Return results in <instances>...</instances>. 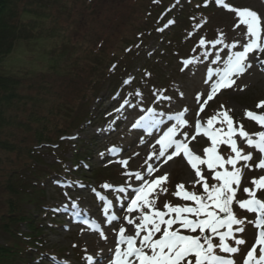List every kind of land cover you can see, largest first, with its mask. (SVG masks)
I'll list each match as a JSON object with an SVG mask.
<instances>
[{
	"label": "rangeland",
	"instance_id": "rangeland-1",
	"mask_svg": "<svg viewBox=\"0 0 264 264\" xmlns=\"http://www.w3.org/2000/svg\"><path fill=\"white\" fill-rule=\"evenodd\" d=\"M128 1L103 0L101 4L98 3L94 18L83 12L75 35L81 37L90 23L99 33L109 32L114 35L120 34L119 36L125 33L134 34L136 30L131 22L137 23V20L130 10L134 1L139 5L141 2L130 0L128 3ZM177 1L179 5L184 6L188 0ZM199 2L198 4L203 5L210 4L211 7L206 9L205 14L190 12L185 17L191 18L189 22L182 21L183 25L181 30H178V35L188 34L189 39L186 43H182L184 40L176 41L173 45L171 43L169 49H165L159 40L153 39V34H150L148 41L134 47L133 55H130L129 60L124 63L132 64L125 78V81L130 83L124 81L123 87L114 93L108 89L101 101L95 99L90 104L74 107L77 116L85 114L86 111H96L93 113L96 114L94 120L88 124H81L71 132L70 136L72 144L89 138L92 146L89 149L87 165L76 169L75 173H70L68 177L57 173L50 177L45 201L47 209L53 211L55 221L51 228L45 231L43 238L47 244L46 251L49 252L48 255H44L43 264H110L112 251L116 246L114 238L116 228L123 226L126 229L125 234L134 236L135 226L139 222L140 210L132 213L127 211V205L135 196L134 189L142 182L136 180L137 172L149 181L167 174L166 179L149 195L162 211H167L164 208L166 203L181 207L195 205L194 201L184 200L182 195H174L177 191L195 192L203 196L206 195L203 189L205 181L209 186L220 183L214 178L215 173L225 169L219 166L209 169L206 164H198L201 175L205 178L201 180L196 176L195 169L183 159L181 153L171 160L153 155L159 149L156 141L168 127L176 123L177 113L184 112L183 119L187 121L177 133V138L185 139L189 149L201 158H206L205 149L212 147V141L210 137L194 134L192 125L196 119L207 125V121L216 116L212 128L214 131L219 130L217 132L219 138H223L227 132V124L222 122L223 116L220 115L223 112H227L233 118L234 128L239 129L242 126L250 135L264 131V125H260L246 115L247 111H253L258 115L264 114V105L257 107L261 101H264V52L254 50L248 54L246 61L251 64L249 68H257L258 80L244 84L248 72L246 68L243 76L232 77L230 86L221 87L217 92L212 93L211 84L216 77L209 79L210 70L214 73L216 69L223 68L228 56L235 51L243 50V46L249 43L252 37L247 34L246 26L239 23V17L235 12L218 5L216 0H199ZM225 3L234 8L254 10L264 21V0H225ZM23 16L26 18L28 15L23 14ZM263 36L264 24L258 41L261 44H264ZM202 39L205 41L203 45L200 43ZM216 41L219 42L214 43ZM234 43L235 47H232ZM55 46H57L56 41L45 36L17 40L10 53L0 59V73L15 77H22L24 74L35 77L43 73L51 74L48 80L52 83V91L63 96L68 104H73L70 91L73 84L65 74L57 73L60 61L55 63L51 57ZM141 58H146L145 69L140 68L143 63ZM185 60L192 62L185 65ZM210 94L212 98L208 99ZM148 109H153L159 114L158 118L162 122L151 132L143 128H133L135 121L145 115ZM169 116L173 117V120ZM183 133H187L186 138ZM233 138L236 139L237 146L242 149L243 154L251 153L253 157L247 162V167L243 161L237 163V167L243 169V174L232 204L234 214L245 221L242 225L244 231L234 235L238 239H243L245 243L236 245L233 239H229L227 242L230 246L239 248L237 253H223L219 247L215 252L217 255L233 259L235 264H241L253 246L256 248L257 258L260 255V248L264 247L256 244L254 212L240 208L237 203L240 200L250 199L251 197L243 189H255L252 180L264 176V168L256 167L259 161L264 159V154L254 146H249L246 140L239 137L238 132ZM252 138L257 137L253 135ZM112 147H116L117 151L110 152L109 149ZM216 149L225 161L235 156L229 144L218 142ZM70 158L69 147L54 148L43 155L46 163L59 165L64 161L63 165L66 167L70 166ZM149 165L155 169L151 176L147 173ZM231 167L225 163L226 169L231 170ZM0 179H3L1 173ZM198 180L200 183H196ZM106 184L111 187L105 188ZM178 185H183V188L178 189ZM121 187L126 191L120 192L118 189ZM101 196L105 199H100ZM256 197L264 201V189L256 190ZM105 200H112L116 209L122 208V210L107 212L104 209ZM28 207L30 208V205ZM144 211L150 210L144 209ZM43 213L44 211H40V217H43ZM111 213L118 215L117 223L108 221ZM76 216L93 217L101 224L99 229L103 231V236L100 231L86 228L82 222L76 223L74 220ZM126 216L133 220V224H128ZM181 231L183 234L199 235V231L196 233L183 229ZM206 234L209 233L206 231ZM142 235L143 233L141 237L136 238L138 244ZM159 236L158 233L154 238ZM108 240L109 243H106ZM212 242L219 245L218 237H212ZM88 256L94 259L89 261ZM189 259L194 261V257Z\"/></svg>",
	"mask_w": 264,
	"mask_h": 264
},
{
	"label": "trees",
	"instance_id": "trees-1",
	"mask_svg": "<svg viewBox=\"0 0 264 264\" xmlns=\"http://www.w3.org/2000/svg\"><path fill=\"white\" fill-rule=\"evenodd\" d=\"M102 1L0 0V59L17 40L53 38L57 46L52 60L60 61L57 73L65 74L73 84L74 100L68 104L52 91L51 74L15 77L0 73V264H43L49 253L43 238L55 221L45 201L50 177L56 173L68 177L87 165L92 146L89 138L72 144L70 136L81 124L94 120L96 111L77 116L74 107L101 101L108 89L113 93L121 89L132 66L124 63L150 34L165 49L176 41L186 43L189 35H178L182 21L189 22L191 18L185 17L190 12L205 14L211 7L198 4L199 0H188L184 6L177 0H139L140 5L134 1L130 10L137 20L131 22L134 34L99 33L90 23L77 37L83 12L94 18ZM141 59L140 68L145 69L146 58ZM60 147H69V167L64 161L53 165L43 160L45 152Z\"/></svg>",
	"mask_w": 264,
	"mask_h": 264
},
{
	"label": "snow or ice",
	"instance_id": "snow-or-ice-1",
	"mask_svg": "<svg viewBox=\"0 0 264 264\" xmlns=\"http://www.w3.org/2000/svg\"><path fill=\"white\" fill-rule=\"evenodd\" d=\"M218 5L225 7L229 11H233L239 17V23L243 24L247 28V34L252 37L249 43L243 46V50L235 51L228 56L225 61V65L221 69H216L215 72H211L209 79L212 80L215 76L214 82L211 84L212 93L217 92L221 87H228L232 82V77L243 73L246 68L251 67L250 63H246L248 60V54L254 50H260L264 52V44L259 43V39L262 32V18L258 13L249 8H234L231 5L225 3V0H216ZM169 23H174L170 21ZM239 26V25H237ZM216 41L214 43H217ZM200 43L203 45L205 41L202 39ZM235 47V43L232 45ZM191 60H185V65L190 64ZM115 68V66H113ZM130 83V81H125ZM137 94H139L137 92ZM212 95L208 96L211 99ZM128 103V101H125ZM264 105V101H261L257 107ZM153 109H148L146 114L141 116L133 124V128H143L148 132H151L162 122ZM223 116V121L227 124V132L223 138L217 136L219 130H213V121L216 120V116H213L207 121V125L204 127L205 135L209 136L212 141V147L206 148V158H201L189 149L188 143L185 139L177 138V133L180 128L187 123L183 119L184 112H179L175 115L176 123L171 127H168L164 131L163 135L156 141L159 145L158 152H154L153 155L159 157H167V160H171L174 156L183 153L187 158L188 163L193 169L195 174L200 177L201 180L205 178L201 175L199 165L206 164L209 169L219 166L221 169H225L215 173V179L220 183L209 184L205 181L203 184L204 193L206 195H199L195 192L177 191L174 193L176 196H181L184 200L194 201V206H172L166 203L164 208L167 211L160 210L154 199H150L149 195L153 192L156 186L166 179L167 174L164 176H158L155 179L149 181L144 179L141 173H135L136 180L142 181L139 187L134 189L135 196L131 199V202L127 205V211L132 213L140 210L141 214L139 222L135 226V235H126V229L122 226L119 228V235L116 241V247L114 252V258L110 261V264H235V261L231 258L217 255L215 249L219 247L220 251L228 254H235L239 251L238 247L230 246L227 242L229 239H233L236 245H242L245 243L243 239L235 237L234 233L243 232L242 225L245 223L243 219L238 218L232 209V204L236 198L237 190L241 184L243 169L237 167L239 161L247 162L253 157L251 153L243 154L241 148H238L236 139L233 137L238 132L239 137L246 140L249 146H254L261 154H264V131L257 132L250 135L241 126L239 129L233 127V118L228 115L227 112L220 113ZM246 115L257 121L260 125H264V114H257L253 111H247ZM196 131H201V124L196 122ZM255 135L257 138L253 139ZM186 138L187 133H183ZM195 139V137H193ZM229 144L231 151L235 153L234 157H230L225 161L218 153L216 149L217 143ZM110 152H116L117 148L112 147ZM103 155V154H102ZM122 163H126L122 161ZM225 163L231 165V170L225 168ZM257 168H264V159H261L256 165ZM154 168L149 165L147 173L151 176L154 172ZM200 183V181H196ZM252 183L255 185V189L244 188L243 191L248 194L250 199L237 201L239 207L247 209L248 211L255 212L257 218L254 224L260 229L258 238L256 240L257 245L264 246V201L256 197V190L264 189V176L258 179L254 178ZM236 185V187H233ZM105 188H110V185H104ZM178 189H182L183 185H178ZM120 192H125L126 189L121 187L118 189ZM166 191V190H165ZM100 199H105L103 196ZM111 203L110 201L108 202ZM149 209L150 211H144ZM223 213L225 215L221 216ZM174 214V215H172ZM119 217L113 215L111 221L118 220ZM128 224H133V220L125 217ZM86 224H90L89 221H85ZM178 225V227H175ZM234 226H241L235 227ZM181 229L191 233L199 231V235L183 234ZM94 230L100 231L103 236V231L99 228ZM207 233L209 234H206ZM139 245L136 243V238L141 237ZM160 234L159 238H154L156 234ZM212 237H218L219 245L213 244ZM121 245H126L121 247ZM256 248L253 246L252 250L248 251L247 257L244 259L243 264H264V247L260 248V255L257 258L255 255ZM194 257V261L189 259ZM87 259L92 261L94 258L88 256Z\"/></svg>",
	"mask_w": 264,
	"mask_h": 264
},
{
	"label": "bare ground",
	"instance_id": "bare-ground-1",
	"mask_svg": "<svg viewBox=\"0 0 264 264\" xmlns=\"http://www.w3.org/2000/svg\"><path fill=\"white\" fill-rule=\"evenodd\" d=\"M247 74H246V78L244 80V84L245 83H253L254 81L258 80L259 79V74L257 72V68L256 67H252V68H249L247 69ZM243 76V75H241ZM240 76V77H241ZM106 243H109V240L106 242ZM107 256V255H106ZM107 263V261H105Z\"/></svg>",
	"mask_w": 264,
	"mask_h": 264
},
{
	"label": "water",
	"instance_id": "water-1",
	"mask_svg": "<svg viewBox=\"0 0 264 264\" xmlns=\"http://www.w3.org/2000/svg\"><path fill=\"white\" fill-rule=\"evenodd\" d=\"M220 215L223 216V215H225V214L221 213Z\"/></svg>",
	"mask_w": 264,
	"mask_h": 264
}]
</instances>
